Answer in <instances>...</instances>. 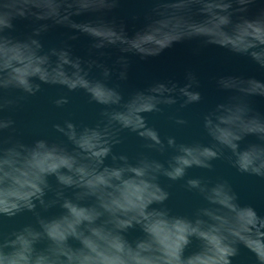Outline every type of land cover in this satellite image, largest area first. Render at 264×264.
Wrapping results in <instances>:
<instances>
[{
	"label": "water",
	"instance_id": "95a60500",
	"mask_svg": "<svg viewBox=\"0 0 264 264\" xmlns=\"http://www.w3.org/2000/svg\"><path fill=\"white\" fill-rule=\"evenodd\" d=\"M0 0V251L29 264H264V0Z\"/></svg>",
	"mask_w": 264,
	"mask_h": 264
},
{
	"label": "clouds",
	"instance_id": "9594fccd",
	"mask_svg": "<svg viewBox=\"0 0 264 264\" xmlns=\"http://www.w3.org/2000/svg\"><path fill=\"white\" fill-rule=\"evenodd\" d=\"M163 8L174 9L176 11H174L171 14L162 12L161 15L165 16V18L157 20L153 24L149 25L148 28L145 30V32L141 34L142 36H146L149 39H155L157 41L163 39L164 34L169 33L170 31V24L165 23V21L168 20L169 17L175 18L176 16L183 15L186 5L184 4L183 0H181L180 3L163 5ZM26 253H27L26 246L22 251L16 252L11 256L5 255L2 251H0V264H29V259ZM37 264H39V262H37ZM107 264H124V262L113 261V262H107Z\"/></svg>",
	"mask_w": 264,
	"mask_h": 264
}]
</instances>
